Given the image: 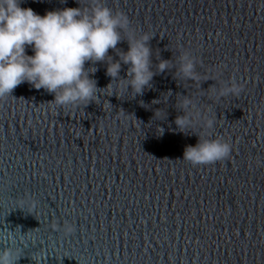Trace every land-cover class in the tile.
Segmentation results:
<instances>
[{"label": "water", "instance_id": "water-1", "mask_svg": "<svg viewBox=\"0 0 264 264\" xmlns=\"http://www.w3.org/2000/svg\"><path fill=\"white\" fill-rule=\"evenodd\" d=\"M94 2L20 6L43 16ZM101 2L127 15L137 35L152 34L154 72L161 60L173 68L135 95L106 75L104 62L86 63L100 91L77 108L52 109L53 95L27 83L0 100V250L21 248L16 264H35L34 254L41 264H264V0ZM178 44L199 57V84L174 76ZM127 49L122 39L108 56L116 62ZM217 65L223 80L243 85L240 96L209 99L222 86L209 75ZM185 96L211 110L213 129L176 131ZM157 109L165 120H153ZM209 134L232 145L230 157L184 161L185 147ZM26 197L37 201L34 211L18 208ZM64 221L75 228L67 237L53 227Z\"/></svg>", "mask_w": 264, "mask_h": 264}, {"label": "clouds", "instance_id": "clouds-1", "mask_svg": "<svg viewBox=\"0 0 264 264\" xmlns=\"http://www.w3.org/2000/svg\"><path fill=\"white\" fill-rule=\"evenodd\" d=\"M22 2L0 0V100L9 96L17 86L27 83L36 90L43 89L53 95V100L48 103L52 109L77 108L98 100L100 91L96 81L90 78L95 69L86 70V63L104 62L106 75L112 81L122 83L124 91L130 89L135 95H142L150 87L154 75L173 68L169 61L161 60L155 65L154 72L148 47L152 34L143 32L137 35L127 15L114 12L101 0H95L86 9L63 8L47 11L43 16L31 8H22ZM122 39L127 40L128 49L118 53V60L113 62L108 52L115 50ZM177 48L180 55L174 76L181 81L199 84L202 77L195 70L199 57L194 50L182 48L179 44ZM26 49H30L32 55H27ZM122 64L128 65V79L125 81L118 79ZM223 71V66L219 65L209 70V75L222 82V86L209 91V99L217 102L229 96L238 97L244 92L243 85L236 79L223 80ZM165 97L152 103H166ZM177 108L182 114L173 121L176 131L184 133L196 125L202 131L214 128L216 118L210 114L211 110L202 112L192 97L180 98ZM166 115L164 110L157 109L153 120H165ZM158 128L163 135L164 129ZM197 137V143L186 146L183 151V160L190 165H213L230 157L232 145L229 142L212 138L210 134ZM18 203V208L24 210L34 211L37 207V201L31 197ZM53 227L66 237L75 231L74 225L68 221ZM21 254L19 247H4L0 250V264H16ZM32 259L35 264H41L37 254Z\"/></svg>", "mask_w": 264, "mask_h": 264}]
</instances>
